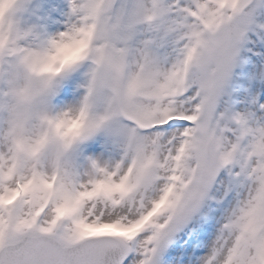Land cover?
Returning a JSON list of instances; mask_svg holds the SVG:
<instances>
[{"label":"snow or ice","instance_id":"1","mask_svg":"<svg viewBox=\"0 0 264 264\" xmlns=\"http://www.w3.org/2000/svg\"><path fill=\"white\" fill-rule=\"evenodd\" d=\"M0 264H264V0H0Z\"/></svg>","mask_w":264,"mask_h":264}]
</instances>
